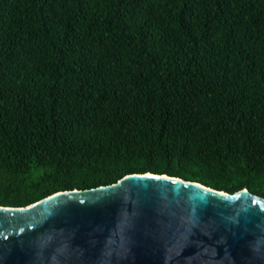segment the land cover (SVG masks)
<instances>
[{"label": "trees", "instance_id": "1", "mask_svg": "<svg viewBox=\"0 0 264 264\" xmlns=\"http://www.w3.org/2000/svg\"><path fill=\"white\" fill-rule=\"evenodd\" d=\"M145 172L264 199V0H0V206Z\"/></svg>", "mask_w": 264, "mask_h": 264}, {"label": "water", "instance_id": "2", "mask_svg": "<svg viewBox=\"0 0 264 264\" xmlns=\"http://www.w3.org/2000/svg\"><path fill=\"white\" fill-rule=\"evenodd\" d=\"M0 264H264V199L126 174L0 206Z\"/></svg>", "mask_w": 264, "mask_h": 264}]
</instances>
